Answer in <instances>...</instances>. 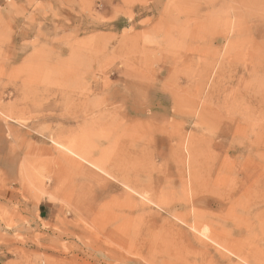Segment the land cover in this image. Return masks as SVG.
Here are the masks:
<instances>
[{"label":"rangeland","instance_id":"374dc122","mask_svg":"<svg viewBox=\"0 0 264 264\" xmlns=\"http://www.w3.org/2000/svg\"><path fill=\"white\" fill-rule=\"evenodd\" d=\"M0 264H264V0H0Z\"/></svg>","mask_w":264,"mask_h":264},{"label":"bare ground","instance_id":"6f19581e","mask_svg":"<svg viewBox=\"0 0 264 264\" xmlns=\"http://www.w3.org/2000/svg\"><path fill=\"white\" fill-rule=\"evenodd\" d=\"M193 230H195V229H193ZM195 238V237H194ZM197 239H199V238H196V240ZM198 241V240H197ZM201 242V241H200ZM202 243V242H201ZM198 244H200V243H198ZM203 245H205V244H203ZM224 247V246H223ZM233 254V253H232ZM234 255V254H233ZM237 257V256H236ZM239 258V257H238ZM241 258V257H240Z\"/></svg>","mask_w":264,"mask_h":264}]
</instances>
